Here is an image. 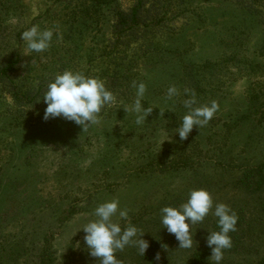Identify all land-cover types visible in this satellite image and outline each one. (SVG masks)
<instances>
[{
    "label": "rangeland",
    "instance_id": "1",
    "mask_svg": "<svg viewBox=\"0 0 264 264\" xmlns=\"http://www.w3.org/2000/svg\"><path fill=\"white\" fill-rule=\"evenodd\" d=\"M138 5L140 25L116 33L117 13ZM34 25L54 32L42 53L21 39ZM12 56L18 70L0 81V264H40L43 254L51 264H98L81 230L113 199L129 210L122 228L136 226L150 244L145 256L117 252L121 264H189L217 218L193 227L197 245L186 250L160 210L193 189L239 218L234 234L245 244L222 264L263 257L264 191L252 184L264 188V0H0V64ZM66 70L114 95L85 132L43 119L47 85ZM133 83L145 84L141 104L151 109L140 124ZM171 86L178 94L168 99ZM192 92L194 107L215 101L218 110L182 141L174 130Z\"/></svg>",
    "mask_w": 264,
    "mask_h": 264
},
{
    "label": "clouds",
    "instance_id": "2",
    "mask_svg": "<svg viewBox=\"0 0 264 264\" xmlns=\"http://www.w3.org/2000/svg\"><path fill=\"white\" fill-rule=\"evenodd\" d=\"M52 29L41 30L38 25L21 34L28 52L42 53L46 51L53 40ZM136 97L132 111L137 114L136 123L144 121L150 115L151 109L143 108L141 99L146 92L143 83H133ZM190 90L185 89L187 95ZM178 94L175 86L169 87L168 99ZM47 105L44 110L45 121L63 118L87 131L100 122V113L106 106L114 102V95L105 83L98 78L86 76L80 72L66 70L57 74L47 85L43 96ZM197 103L195 93L185 101L187 113L174 130L180 140H186L194 128L205 127L218 110L215 101L211 104L194 107ZM126 112L127 109H124ZM217 218L218 231L209 232L207 246L211 249L210 261L222 264L224 251L232 247L230 233L235 232L238 223L237 214L226 204H215L211 194L204 189H193L188 193L186 202L179 207L166 206L160 210V223L163 229L175 236L180 249H192L197 242L193 236V227L203 223L209 214ZM95 219L86 223L81 231L85 233L84 243L88 255L98 260V264H121L117 252H122L128 246H134L141 256H145L150 244L143 239L142 233L136 226L128 224L121 226L120 221L129 219V210L121 208L118 200H111L99 204L93 213ZM167 248L166 245H164ZM156 259L159 260V254Z\"/></svg>",
    "mask_w": 264,
    "mask_h": 264
},
{
    "label": "trees",
    "instance_id": "3",
    "mask_svg": "<svg viewBox=\"0 0 264 264\" xmlns=\"http://www.w3.org/2000/svg\"><path fill=\"white\" fill-rule=\"evenodd\" d=\"M141 5H138L137 7L133 8L130 12H118L117 13V21L114 25V30L118 34H123L127 30H132L140 25V18H141ZM19 60L16 56L10 57L8 61H6L3 64H0V81H4L5 79H8L11 75L15 74L18 70ZM263 171V167H257L255 169H252V172H258L260 173ZM260 182L253 183V189L261 192L264 191L263 189H260L259 185L261 186V179L258 180ZM261 210L264 211V203L261 204ZM241 224L237 223V228H239ZM243 226V225H242ZM246 228L251 229L252 224L250 222H247L245 224ZM243 228V227H242ZM217 221L214 225L213 231H218ZM231 240H232V247L230 249H227L224 251L225 253H231L235 254L238 253L239 248H243V245L245 243H242V241L238 240L234 234V232L230 233ZM48 243V241H47ZM243 244V245H242ZM247 248V247H246ZM232 251V252H230ZM211 256V249L207 246L206 249H203L202 251L196 253L194 257L191 259L189 264H213L212 261H210ZM51 256L49 257L46 254L42 255V258L40 259V264H51ZM245 264H264V255L261 259H259L257 262L254 263H245Z\"/></svg>",
    "mask_w": 264,
    "mask_h": 264
}]
</instances>
